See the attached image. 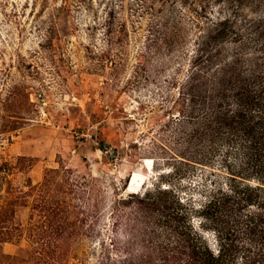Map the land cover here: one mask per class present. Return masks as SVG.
I'll return each mask as SVG.
<instances>
[{"label":"rangeland","instance_id":"374dc122","mask_svg":"<svg viewBox=\"0 0 264 264\" xmlns=\"http://www.w3.org/2000/svg\"><path fill=\"white\" fill-rule=\"evenodd\" d=\"M263 24L264 0H0V264L217 253L228 172L196 132L219 70L229 111L262 82Z\"/></svg>","mask_w":264,"mask_h":264},{"label":"trees","instance_id":"16d2710c","mask_svg":"<svg viewBox=\"0 0 264 264\" xmlns=\"http://www.w3.org/2000/svg\"><path fill=\"white\" fill-rule=\"evenodd\" d=\"M214 27L228 29L229 19ZM217 76L215 96L196 138L200 143L206 138L217 147L214 152L222 153L228 172L226 188H219L206 208L216 224L220 249L214 253L207 246L197 248L186 264H264V78L257 89L255 83L241 88L233 112L226 102L229 67Z\"/></svg>","mask_w":264,"mask_h":264},{"label":"bare ground","instance_id":"6f19581e","mask_svg":"<svg viewBox=\"0 0 264 264\" xmlns=\"http://www.w3.org/2000/svg\"><path fill=\"white\" fill-rule=\"evenodd\" d=\"M147 169H150L153 167V160H149L148 163L145 165ZM146 178L145 175L140 174L138 172H134L127 184L126 192L129 195H136L138 192H140L144 186L146 185Z\"/></svg>","mask_w":264,"mask_h":264}]
</instances>
